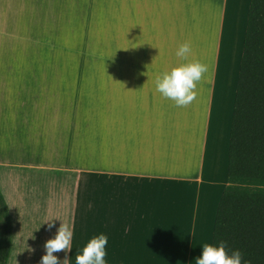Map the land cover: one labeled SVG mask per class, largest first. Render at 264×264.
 <instances>
[{"label": "crops", "instance_id": "crops-1", "mask_svg": "<svg viewBox=\"0 0 264 264\" xmlns=\"http://www.w3.org/2000/svg\"><path fill=\"white\" fill-rule=\"evenodd\" d=\"M249 2L0 0L6 264H40L61 222V264L100 234L106 264H196L227 184ZM184 42L208 71L177 107L154 80Z\"/></svg>", "mask_w": 264, "mask_h": 264}, {"label": "trees", "instance_id": "trees-1", "mask_svg": "<svg viewBox=\"0 0 264 264\" xmlns=\"http://www.w3.org/2000/svg\"><path fill=\"white\" fill-rule=\"evenodd\" d=\"M264 264V0H250L229 132L227 184L212 244ZM10 252V218L0 192V264Z\"/></svg>", "mask_w": 264, "mask_h": 264}, {"label": "clouds", "instance_id": "clouds-1", "mask_svg": "<svg viewBox=\"0 0 264 264\" xmlns=\"http://www.w3.org/2000/svg\"><path fill=\"white\" fill-rule=\"evenodd\" d=\"M192 54L190 42L182 43L176 56L180 63L170 70L164 71L155 77L154 84L156 91L165 99L174 102L177 107H187L192 104L198 96L197 86L208 71L207 65L199 59L189 57ZM52 219L49 227H52ZM73 225L68 222H61L54 238L45 242V254L41 257L40 264H61L54 253H67L72 249ZM108 238L104 234L92 237L82 249V254L75 257L76 264H106V245ZM242 252L233 250L229 254L224 242L219 245L205 243L201 255L197 257L196 264H242ZM243 264H250L244 260Z\"/></svg>", "mask_w": 264, "mask_h": 264}, {"label": "rangeland", "instance_id": "rangeland-1", "mask_svg": "<svg viewBox=\"0 0 264 264\" xmlns=\"http://www.w3.org/2000/svg\"><path fill=\"white\" fill-rule=\"evenodd\" d=\"M12 52H13V50H8V54H7V61H8V59L10 58V59H16L18 56L17 55H11L12 54Z\"/></svg>", "mask_w": 264, "mask_h": 264}]
</instances>
